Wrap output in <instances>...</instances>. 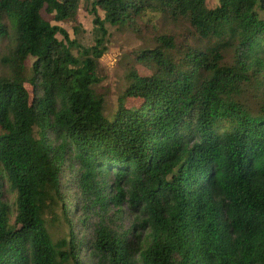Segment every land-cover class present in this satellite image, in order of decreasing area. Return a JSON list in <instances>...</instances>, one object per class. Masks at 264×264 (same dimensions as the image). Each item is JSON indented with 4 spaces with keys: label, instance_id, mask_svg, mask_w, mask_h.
I'll use <instances>...</instances> for the list:
<instances>
[{
    "label": "trees",
    "instance_id": "trees-1",
    "mask_svg": "<svg viewBox=\"0 0 264 264\" xmlns=\"http://www.w3.org/2000/svg\"><path fill=\"white\" fill-rule=\"evenodd\" d=\"M85 3L88 48L42 16L76 22L80 0H0V264H264V0ZM106 25L144 43L151 72L124 67L110 115L94 92Z\"/></svg>",
    "mask_w": 264,
    "mask_h": 264
},
{
    "label": "rangeland",
    "instance_id": "rangeland-1",
    "mask_svg": "<svg viewBox=\"0 0 264 264\" xmlns=\"http://www.w3.org/2000/svg\"><path fill=\"white\" fill-rule=\"evenodd\" d=\"M207 8L211 9L215 7L218 3V0H205ZM89 6L85 3V0H80V6L77 14L76 22L65 21L62 23H57L49 18L46 14L42 13V16L45 20L50 22V24L58 26L62 28L68 35L70 40H75L81 46L88 48L94 44V38L96 31L98 32L97 27L93 24V16L89 14L88 9ZM98 14L101 18H103V13L98 11ZM164 30L176 32L177 28L168 25L165 23L162 25ZM107 28V36L105 38L106 51L103 56L100 58L98 62V77L99 82L94 87V92L97 95H101L104 98V112L105 115H110L113 113L118 98L121 96L124 89V67L127 66L130 62H135V67L140 76H149L151 72L146 68L140 65V54L137 53L140 51L142 47H144V43L139 40L137 36L133 32L127 29H118L116 27H111L106 25ZM99 35V33H98ZM57 39L61 40L62 37L57 35ZM2 49V42L0 43V51ZM226 59L230 62L233 60L232 54H227ZM134 65V63H133ZM3 68L0 66V73ZM28 88V87H27ZM29 89V88H28ZM257 94L254 91L249 90L243 97V103L253 108L255 105L256 98L253 95ZM135 103V101H127L126 104ZM138 101H136V105ZM75 197L73 192H69L67 196H65V200L69 203L67 204V208L71 213V221L74 225V232L79 235L84 233V228L77 222V212L72 204V199ZM8 198L11 199V194H8ZM123 213H116V209L112 204L108 205V216L106 218V224L114 228H123L127 229L134 219V215L131 210H129L126 205H123L122 208ZM55 213V218L57 221H50L51 214ZM61 209L52 207L51 210L46 212L45 218L50 221L51 224V234L54 238L60 237L64 233L67 232V228L61 222ZM102 216V213L93 216L90 220L91 223H96L99 217ZM60 218V219H59ZM146 230L141 232L140 241L144 240L146 237Z\"/></svg>",
    "mask_w": 264,
    "mask_h": 264
}]
</instances>
